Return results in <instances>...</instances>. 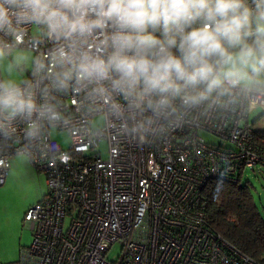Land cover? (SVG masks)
Wrapping results in <instances>:
<instances>
[{
    "label": "built area",
    "instance_id": "2783aa9c",
    "mask_svg": "<svg viewBox=\"0 0 264 264\" xmlns=\"http://www.w3.org/2000/svg\"><path fill=\"white\" fill-rule=\"evenodd\" d=\"M0 41L31 50L33 58L56 47L35 23L15 35L0 33ZM37 102L53 104L58 117L34 116L31 135L29 121L0 135V185L12 157L22 153L48 186L25 213L32 240L20 264H264L209 227L203 193L211 179L236 181L244 170L264 167L250 120L253 109H264V93L233 90L180 116L150 121L147 114L117 113L113 104L122 98L106 100L85 86L46 100L38 94ZM97 115L104 125L93 129ZM52 128L69 134L67 149L52 138ZM102 139L105 158L94 151ZM114 244L120 254L113 261L107 254Z\"/></svg>",
    "mask_w": 264,
    "mask_h": 264
},
{
    "label": "clouds",
    "instance_id": "9594fccd",
    "mask_svg": "<svg viewBox=\"0 0 264 264\" xmlns=\"http://www.w3.org/2000/svg\"><path fill=\"white\" fill-rule=\"evenodd\" d=\"M31 23L56 47L30 58L0 41V61L32 65L30 80H0V135L17 121H29L31 135L34 116L56 119L37 95L74 86L122 98L117 113L149 121L233 90L264 93V0H0V33Z\"/></svg>",
    "mask_w": 264,
    "mask_h": 264
},
{
    "label": "rangeland",
    "instance_id": "374dc122",
    "mask_svg": "<svg viewBox=\"0 0 264 264\" xmlns=\"http://www.w3.org/2000/svg\"><path fill=\"white\" fill-rule=\"evenodd\" d=\"M16 52H23L33 58V52L22 47H15ZM11 56L0 61V75L3 80L12 79L16 82L24 81L32 69L31 61L20 67H9ZM264 111L256 107L250 112V120H254V127H264ZM260 115V116H259ZM259 116V117H258ZM104 125L102 115L93 118L92 128L98 129ZM207 141H217L216 137L200 131ZM52 138L63 149L70 144V137L66 131L51 129ZM103 158L107 157V142L102 139L94 148ZM242 181L251 185L254 200L264 214V169L260 172L246 169ZM48 190L45 176L33 166L25 154H15L7 171L4 182L0 185V264H20L21 255L31 243L32 231L24 221L26 211L38 202ZM67 222V221H66ZM120 254V245L114 244L107 254L110 260H116Z\"/></svg>",
    "mask_w": 264,
    "mask_h": 264
},
{
    "label": "trees",
    "instance_id": "16d2710c",
    "mask_svg": "<svg viewBox=\"0 0 264 264\" xmlns=\"http://www.w3.org/2000/svg\"><path fill=\"white\" fill-rule=\"evenodd\" d=\"M254 141L264 150V127L257 128ZM261 169L264 167L250 170ZM244 171L236 181L211 179L206 183V219L210 228L241 252L264 262V214L254 200L251 185L242 181Z\"/></svg>",
    "mask_w": 264,
    "mask_h": 264
},
{
    "label": "crops",
    "instance_id": "0c3cea01",
    "mask_svg": "<svg viewBox=\"0 0 264 264\" xmlns=\"http://www.w3.org/2000/svg\"><path fill=\"white\" fill-rule=\"evenodd\" d=\"M7 175V174H6ZM6 178V177H5Z\"/></svg>",
    "mask_w": 264,
    "mask_h": 264
}]
</instances>
